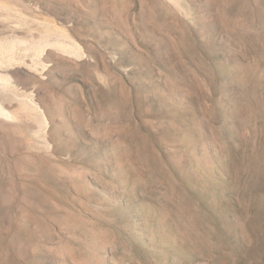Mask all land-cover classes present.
<instances>
[{"label":"rangeland","instance_id":"rangeland-1","mask_svg":"<svg viewBox=\"0 0 264 264\" xmlns=\"http://www.w3.org/2000/svg\"><path fill=\"white\" fill-rule=\"evenodd\" d=\"M0 264H264V0H0Z\"/></svg>","mask_w":264,"mask_h":264}]
</instances>
